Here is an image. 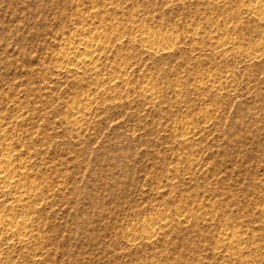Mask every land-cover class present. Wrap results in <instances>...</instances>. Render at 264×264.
Returning a JSON list of instances; mask_svg holds the SVG:
<instances>
[{
    "label": "rangeland",
    "instance_id": "1",
    "mask_svg": "<svg viewBox=\"0 0 264 264\" xmlns=\"http://www.w3.org/2000/svg\"><path fill=\"white\" fill-rule=\"evenodd\" d=\"M263 12L0 0V264H264Z\"/></svg>",
    "mask_w": 264,
    "mask_h": 264
},
{
    "label": "bare ground",
    "instance_id": "2",
    "mask_svg": "<svg viewBox=\"0 0 264 264\" xmlns=\"http://www.w3.org/2000/svg\"><path fill=\"white\" fill-rule=\"evenodd\" d=\"M252 6V5H251ZM254 10H259L260 11V8H257V7H254ZM264 13V12H263ZM146 34V33H145ZM146 39H147V43L152 46V45H158V42H159V39L156 37V36H153L152 34H146ZM88 41V40H87ZM161 41V40H160ZM80 42H84L83 39L80 41ZM102 42V40H101ZM86 43V42H85ZM89 45L92 44L91 41L90 42H87ZM94 44V43H93ZM92 44V45H93ZM101 44V43H100ZM98 45V44H97ZM102 45V44H101ZM94 54H93V51L88 49V50H85V52H82V53H63L62 55V59L65 61V63L69 66V69L71 68L72 70L74 71H78L79 69L83 70L85 69L89 64H91L94 60ZM67 66V67H68ZM83 114V113H82ZM85 114V113H84ZM77 119V118H75ZM76 122V121H74ZM6 158L9 159V157L5 156ZM4 157V158H5ZM7 161V160H6ZM10 161V160H8ZM10 165V164H9ZM4 166L6 165H0V186L2 187V190L0 189V192L3 191L5 188L7 189L8 187H11L12 185L15 184V186H17L16 184L17 183H14V181H12L10 178V176L6 173V170L4 168ZM8 166V165H7ZM21 186V185H20ZM22 187V186H21ZM19 188V186H18ZM23 188V187H22ZM5 189V190H6ZM10 190V189H9ZM8 190V192H9ZM14 193H16L15 195H17L16 197L18 198L19 202L20 200H24L25 198L19 193V190L16 188H14ZM21 190V188H20ZM11 191V190H10ZM24 191V189H23ZM12 193V192H10ZM25 193V191L23 192V194ZM3 193H1L2 195ZM5 194V193H4ZM12 197V196H10ZM15 198V197H13ZM14 200V199H12ZM25 201V200H24ZM23 201V202H24ZM15 202V201H14ZM17 202V203H19ZM26 203V202H25ZM20 204V203H19ZM21 205V204H20ZM23 205V204H22ZM26 214V213H25ZM26 216V215H25ZM24 217V216H23ZM163 217V216H162ZM15 216H7V218L4 219V221H6L4 224H0V236L2 234H9L10 232L12 231H15L17 230L18 231H21L24 229V227L22 228L21 225L23 226L24 225V221H19V220H15ZM165 218V217H163ZM163 218H160L159 220H156L154 221L153 224L157 225L158 227L162 225H164L166 222L163 220ZM24 219V218H23ZM167 219V218H166ZM25 220H26V217H25ZM15 228V229H14ZM25 230V229H24ZM27 230V229H26ZM27 232V231H26ZM22 234V233H21ZM23 235V234H22ZM24 236V235H23ZM219 241L223 242V243H226L230 246H236L237 244V240L235 239V237H233L232 235H226V236H223V237H220ZM234 246V247H235Z\"/></svg>",
    "mask_w": 264,
    "mask_h": 264
}]
</instances>
